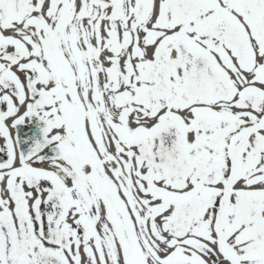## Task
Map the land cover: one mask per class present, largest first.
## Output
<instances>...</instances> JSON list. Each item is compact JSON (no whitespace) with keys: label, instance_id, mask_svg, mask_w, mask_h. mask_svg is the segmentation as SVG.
Here are the masks:
<instances>
[{"label":"snow or ice","instance_id":"obj_1","mask_svg":"<svg viewBox=\"0 0 264 264\" xmlns=\"http://www.w3.org/2000/svg\"><path fill=\"white\" fill-rule=\"evenodd\" d=\"M0 264H264V0H0Z\"/></svg>","mask_w":264,"mask_h":264}]
</instances>
